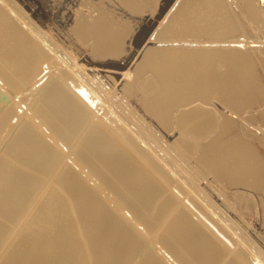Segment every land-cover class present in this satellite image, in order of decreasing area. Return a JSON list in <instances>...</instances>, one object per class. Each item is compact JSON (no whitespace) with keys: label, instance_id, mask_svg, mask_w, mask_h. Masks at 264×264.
Wrapping results in <instances>:
<instances>
[{"label":"bare ground","instance_id":"6f19581e","mask_svg":"<svg viewBox=\"0 0 264 264\" xmlns=\"http://www.w3.org/2000/svg\"><path fill=\"white\" fill-rule=\"evenodd\" d=\"M56 1L48 0L47 10L40 1L31 17L23 8L21 15H17L19 18L16 17L18 20L0 3L2 252H8L13 246L12 240L17 237L16 230H25L31 218L34 230H39L42 221L56 217L59 224L66 227L65 234L71 229L70 219L74 218L81 224L69 239L62 241L69 250L62 258V264H93L96 258L89 251L88 239L82 257L72 253L73 237L85 236L84 222L90 219L87 216L89 208L99 217L98 222L107 224L112 221L103 207L118 200L127 205L126 215L122 214L132 218L137 229L153 232L159 227L158 234L154 233L156 244L171 264H264V250L255 246L257 252L253 254L242 237L245 232L240 231L241 235L232 226L225 211L231 206L229 198L232 195L237 202L246 198L244 195L247 194L238 188H253L254 193L255 189L257 192L264 190V156L256 145L264 138L254 144L251 138L248 139L247 127L239 126L235 118L217 108L219 104L239 116L248 105L264 101V88L255 70L254 54L239 44L245 36V29L238 15L224 0H174L169 5L148 37L167 41L169 45L151 47L146 44L141 60L134 64L131 76L122 88L127 96L138 93V101H135L141 103L145 115L154 116L151 126L147 127L145 123L143 128L139 116L133 125L129 124L131 120L126 122L125 115L123 121L109 105L107 94L110 92L105 90L106 84L100 76L96 72L90 74L66 52H61L60 44L46 32L42 24L46 22L47 19L43 18L48 17V12L52 17L60 13L61 22L52 19L51 23L64 26L71 18L70 8L76 0H63L62 4ZM119 1L120 5L131 10L130 15L125 13L129 16L124 20L121 15L115 19L110 11L92 4L87 12L80 9L73 13L75 18L69 30L81 44L88 43L90 57L97 63V68H102L100 60L104 57H120L125 52L127 37L133 30L130 18L145 8H151L154 2ZM245 2L247 14L256 26L261 27L263 16L256 1ZM87 3L83 0L82 4ZM26 4L32 6L30 2ZM93 10H96L95 15ZM153 20L150 15L144 17L142 23L150 25ZM114 94L112 101L120 98ZM121 101L118 105L122 108ZM132 106L128 105V108ZM17 107L21 109L20 113ZM260 111L263 122L264 110ZM131 113L134 114L133 110ZM152 128L166 136H171L174 131L178 133L172 142L173 149H176L172 152L173 159L172 149L169 150L167 142L164 143L168 137L165 141L155 138L157 136L152 138L155 135ZM148 135L156 142L150 141ZM254 136L253 133L252 138ZM168 151L170 158L175 160L173 163L180 164H177L179 169L169 164ZM182 164L185 166L181 167ZM168 170L184 173V199L180 205L176 189L169 191L172 179ZM200 181L205 184L202 188L199 187ZM53 187L56 194L50 192ZM104 187L109 189L107 199L93 198L87 191ZM45 194L50 198L49 208H54L49 219L38 207ZM166 219L168 224H162ZM176 222H179L182 237L175 233ZM47 227L45 230H53V225ZM114 227L118 229L116 224ZM155 255L156 250L146 255L148 264H152L149 259ZM28 260L24 257V261ZM33 260L30 256L29 261L33 263ZM48 263H53L51 258Z\"/></svg>","mask_w":264,"mask_h":264},{"label":"rangeland","instance_id":"374dc122","mask_svg":"<svg viewBox=\"0 0 264 264\" xmlns=\"http://www.w3.org/2000/svg\"><path fill=\"white\" fill-rule=\"evenodd\" d=\"M40 1H42V7L44 10L49 9V7L47 6V4L49 3L48 0H44V3H43V0H0V3L9 12H11L16 18V17H18L17 15H21L23 8H24V10H26L27 14L30 15V17H31V14L34 10V7L38 8ZM87 1H88V3L86 5L82 4L83 0H76L75 2H73V4L71 5V8H70V10L72 12L71 18L69 21H67L65 23L64 26L60 23H57V22H55L54 24L51 23L52 19H56V21L61 22L60 16H59L61 14L59 13V14L55 15L56 17L55 16L52 17V14L50 12H48V17L43 18V19H47V20L44 23V25L42 24V26H44V29L46 30V32L48 31L47 33L48 34L50 33L49 35H51V37L53 36L52 38L60 44V47L62 48V49L60 48L61 52H66V54L69 55V57H71L72 59H75L77 62H79L78 64H80V66H82V68H87L86 70L90 74H95V72H96L98 74V76H100L102 82L106 84V85L104 84L105 90H108L110 92V94L113 93L114 91H116L115 94L114 93L113 94H114V96L116 95L117 98L120 97L117 100H120V99L124 100V102H123V100L122 101L120 100L121 101L120 106L122 105V108H121L118 105V102L120 103V101L117 102V100L115 101V99H113V101H112V98H113L112 95L113 94L112 95L107 94L108 95L107 101H108L109 105L112 106L116 110L115 111L116 113L118 112V115H120V118H122L123 121H125L124 119L127 116L129 120L126 117V122L129 123L131 120V123H129V124L133 125L135 123L136 117L139 116L137 118H139L140 120L142 118V121L144 123V124H142L143 125L142 127L145 128V123L147 124V127H150L151 126L150 122L151 121L153 122L155 119H154V116H152V114L151 115L147 114L148 116L145 115V111L143 109H141L142 108V106H140L141 103L137 102L138 98H139V96H138L139 94L136 93L135 95L127 96L124 94V92H122L123 91L122 88L127 83V81L129 80L131 73L133 71L132 69L135 66L134 64H137L136 62H139L141 60V56L143 55V52H144L143 50H144V47L146 44H148V46H151V47H163V46L169 45L168 43H166L167 41L164 42L163 40L158 41V39H153V38L149 39V38L152 35L153 31L158 26V24L160 23V21L162 20V18L164 17V15L166 14L167 10L164 11L163 13H162V10L165 8V6L167 5V3L170 0H153L154 2L152 3L151 8L143 9L142 10L143 13L141 12V13L133 14L132 18H130V20L132 22L131 25H133L132 26L133 30L131 31L132 35L127 37L126 44L124 47L125 52H123V54L124 53L125 54L120 55V57L119 56H117V57L115 56L112 58H111V56L110 57H108V56L104 57V59L100 60V62H101L100 65L102 66V68H97L96 67L97 63H95V61H93L91 59L90 53L88 50L89 49L88 43L87 44H81V42H79L78 39L75 38V36L70 31L71 26L73 25L72 22L75 18V16H73V13L76 14L80 9L83 10L84 12H87L89 10L91 4H92L96 8L99 7L101 9L106 10L107 12L110 11L109 13H111L112 14L111 16H113L115 19L121 18V16H122L121 19L124 20L126 17H128L130 15L131 10L126 8L123 4L120 5L121 3L119 0H117V1L113 0L110 2H109V0H104V1L103 0L102 1L101 0H87ZM173 1L174 0H172V2ZM224 1L227 3V5L231 9V11L238 15L242 25L244 26V29H245L244 35L245 36L242 37V40L239 42V44L242 47H244L245 50L250 51L254 54L253 55L254 60H255L254 63H255V67H256L255 70H256V73L258 74L260 80L262 79L261 82H262L263 88H264V74H263L264 73V62H263L264 61V56H263L264 55V0H252V1H256V4H257L258 8L260 9L261 14L263 16V23L261 25V27H263V28H261L260 25L256 26V24H254V22L251 20L250 16L247 14V12H246L247 6H246V2H245L246 0H224ZM28 2H30L32 4V6H30V7L27 6L26 3H28ZM56 2H58V3L61 2V4L64 3L63 0H57ZM103 3H105L106 5ZM109 3H112V4H110L111 6L109 5ZM115 3H117L118 5ZM104 5H105V7H104ZM114 6L115 7L118 6V7L116 9H114L115 8ZM84 7H86V8H84ZM119 8H120V11H118ZM35 12H36V10H35ZM125 13H127L129 15H127ZM92 14L95 15L96 10H93ZM57 15H58V17H57ZM150 15H153V18H154L153 22L150 25H144L142 23V19L144 17H149ZM134 19H136V20H134ZM52 28H53V31H52ZM150 29H151L150 33L144 39L145 34ZM56 30H58L59 33H61V34H59L58 31H56ZM62 34L65 38L62 36ZM68 40H69V42H68ZM126 54H129L128 58L124 57ZM88 62H90V63H88ZM258 64L260 65V67ZM88 68H90V69H88ZM121 72H124V74L121 75L120 74ZM108 76H111V78ZM113 79H114V81H113ZM111 81L115 84H113ZM111 90H112V92H111ZM133 97H136V98L133 99ZM135 100H137V101H135ZM125 101H127V102H125ZM110 102L112 103V105ZM261 102L262 101H259V103H261ZM113 103L114 104L117 103V104H115L116 106ZM259 103L257 104V102H256V104L253 103V104H250V106L248 105L249 107L247 106L245 108L244 112L242 113V115H239V116H237L236 114L233 115L226 108L219 106V104H218L217 108H218V111H221V112L227 114L229 117L235 118V120H236V122H238L239 126L242 125L241 127H244V126H245L244 128L247 127L246 129H248V131H249L248 139L250 140V138H251V141L255 144L261 138H264L263 137L264 136L263 135L264 134V128L261 126L260 122H262V120L260 119L261 116L259 115L261 112L260 110H264V108H263L264 107V101L261 104H259ZM125 104L127 106L123 107V105H125ZM133 104H135V105H133ZM128 105L129 106L133 105L132 110H133L134 114L131 113L132 107L128 108ZM257 105H258V107H257ZM134 106L135 107L138 106V108H135ZM117 108H119L121 110H119ZM134 108H135V110L138 109L137 110L138 113H135ZM127 109L129 110V112L126 111ZM141 111L144 113L145 116H143V113H141ZM17 112H19V113L21 112V109L19 107H17ZM122 113H124V114H122ZM127 113H129L130 115ZM248 113H250V114H248ZM139 114H142V115H139ZM246 114H247V116H245ZM123 115H125V117ZM132 115H135V118L131 119ZM144 117L147 119L144 120ZM252 118H253L254 122H253ZM133 120H134V122H133ZM255 120H256V122H255ZM241 122L243 124H241ZM247 122H249V125ZM251 122H253V124ZM148 124H150V125L148 126ZM250 124H252V125H250ZM258 125H260V127ZM262 125L264 126V121L262 122ZM251 126H253V128ZM155 130H157V129L152 128V133L153 134L155 133V135L152 136V138L157 136L155 138H161L160 140L165 141V139H167V137H168L167 141H165L164 143L167 142L166 144L169 147V150L172 149V151L170 150L171 155L174 152H176V149L175 148L173 149L174 146H172V142L174 141V139L177 138L178 133H176L174 131L173 133H171V136H166L163 132H162L163 134H160L158 131H155ZM260 130L263 132H260ZM252 131H254V132H252ZM253 133L256 136V138H255V136L252 138ZM257 135H259V136H257ZM148 136L150 138H148V137L147 138L150 139V141L153 142L155 140V139H152L150 135H148ZM163 137H164V139H163ZM260 141L258 143H256V145L259 147L261 154H263V156H264V139H261ZM154 142H156V140ZM170 153H169V151L167 152V154H169L168 159H169L170 163L168 162V160H166V161L169 164L175 165V167H177V164H179V163L178 162L173 163V161H175V160H172L173 159L172 157L174 154L171 156ZM170 156L172 159L170 158ZM183 165L184 164H182L181 167H183ZM167 174L172 179V184L169 186V191H170V189H173V188L176 189V192L178 194L177 202H178V205H180L184 199V196L182 194V188L184 187V180H185L184 179V173L181 170H168ZM207 180L210 181L211 178H207ZM204 186H205L204 181H200L199 187L202 188ZM256 190L257 189H255V193H254L253 188H245V187L244 188L243 187L238 188V191L244 192L247 195H249V193H251V192L252 193L249 195L248 199H247V195H244V197H246V198H242V200H240L238 202H237V200L234 199V196L232 195L229 198V201L231 204L230 208L232 206L233 207L231 209L228 208V210H227V208L225 209V211L228 212V215H227L228 221L231 224H233L232 226L237 228V229L236 228H234V229L238 230V232H240V231L242 233L245 232V233H243L242 237L244 238V242H245L246 246L248 247V249L253 254H256V252H257V249L255 246L260 247L261 249L264 250V233H263L264 232L263 231L264 230V228H263L264 227L263 226L264 225V219H263L264 218V215H263L264 214V211H263L264 210V207H263L264 190L263 189H261L263 191L258 190V192L261 191L260 194ZM51 191L56 194L57 190L53 187L52 190H50V192ZM87 191L93 198H96L99 200L100 199H107L108 197H110L109 189L107 187L94 188V189L87 190ZM232 191H235V190H232ZM248 191H250V192H248ZM165 192L167 193L168 189H166ZM253 194H254V196H253ZM49 199H50L49 195L45 194V196L42 197V199L38 205V207H40V209H41V213L47 217L50 216L54 212V208H49L50 207V200ZM246 199L248 201L252 199L249 202L250 204L248 202H245V201H247ZM240 202H241V204H240ZM258 202L260 203V205L262 207L259 205ZM255 203H257L258 208H257ZM118 207H121V208H118ZM115 208H117V209H115ZM234 208H236V210ZM103 209L106 213L109 214V216L112 217V221L107 222V224H103L101 222H98V221H100L99 217H97L94 214L95 211H93L92 208H89V213L87 216L90 219L86 218L87 221L84 222V227H85L84 229L86 230L85 236L78 235L75 238L73 237L75 244H74V249L72 250V253L74 255L80 254L82 257L85 256V251H86L85 249H87V245L85 244V240L88 239L89 251L96 258V261H94L93 264H148L147 260L145 259L146 255L150 251H155V250L157 251V255L153 256L152 259L151 258L149 259L152 261V264H171L170 261H168V257H166L163 253L160 252V250L158 249V246L156 244V236L154 235V233L158 234L157 230L159 227L155 228V230L153 232L151 230L144 231L142 229L141 230L137 229V227L133 223L134 220L132 218L124 217V215H126L125 211H127V205L126 204L124 205V203L118 202V200H114L111 203H109V202L106 203V205H104ZM232 209L234 210V212ZM231 210L233 213L230 212ZM258 210H259V212H258ZM236 212H238V213H236ZM238 214H240V215H238ZM241 215H243V216L240 217ZM50 217H48V219ZM232 218L235 220H232ZM245 219H247V220H245ZM244 220L246 222L245 225H244ZM32 221H33L32 218L29 219V221L26 225V228L29 227L27 230H26V228H25V230H23L21 232H18V230H16V232H17L16 236L17 237H15L12 240L13 246L9 247V250L7 253L6 252L4 253V251L2 252V250L0 249V264H49L48 261L50 258L53 261V263H51V264H62V261H63L62 258L64 257L65 254L67 255V253L69 252L67 245L63 244L62 241H66L67 239L70 238V235H72V233L74 231H76V228L78 227L79 224H81V221H76V219L74 220V218H71L69 221V224L70 225L72 224V226H71V229L69 230L70 232L68 231L67 234H65L66 233V227L61 226L59 224L58 218H56V217L50 219L49 221H47V220L42 221L41 227L39 230L38 229L34 230L35 229L33 227L34 222L32 223ZM113 221H117L119 225L117 224V222H113ZM234 221H235V223H234ZM114 223L118 226V229L114 227V225H115ZM163 223H164V225L165 224L167 225L168 219L164 220V222L162 221V224ZM242 223H243V225H242ZM49 224L53 225V230H49V231L45 230V229H48L47 226H51ZM176 224H177L176 225L177 230L175 231V233L177 236L182 237V232H181V229L179 228V222H176ZM247 225L251 226V227L246 228ZM44 227H46V228H44ZM18 228L19 227H16V229H18ZM257 231H259V233ZM126 232H127V234H126ZM241 232H240V234L242 235ZM14 234H12L11 236L13 237ZM241 235H240V238H241ZM247 235H249L251 237H249ZM11 236L8 238V240L11 239ZM244 236H246L247 239ZM253 242H255V243H253ZM31 245H34V247H32ZM35 245H36V247H35ZM135 246H136V248H135ZM69 247H71V246H69ZM30 256L32 258H34L33 263L29 261ZM24 257L26 259H29L28 262L24 261ZM129 260H130V263H128ZM163 261H165V263ZM72 264H78V263L73 262Z\"/></svg>","mask_w":264,"mask_h":264},{"label":"water","instance_id":"95a60500","mask_svg":"<svg viewBox=\"0 0 264 264\" xmlns=\"http://www.w3.org/2000/svg\"><path fill=\"white\" fill-rule=\"evenodd\" d=\"M171 2H172V0H170V1L167 3V5L165 6V8L162 10V13L168 9V7H169V5L171 4ZM150 31H151V29L145 34L144 39L148 36V34L150 33Z\"/></svg>","mask_w":264,"mask_h":264}]
</instances>
